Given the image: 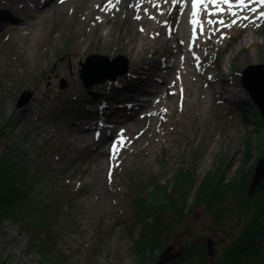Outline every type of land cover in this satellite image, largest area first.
<instances>
[{
  "label": "rangeland",
  "instance_id": "obj_1",
  "mask_svg": "<svg viewBox=\"0 0 264 264\" xmlns=\"http://www.w3.org/2000/svg\"><path fill=\"white\" fill-rule=\"evenodd\" d=\"M86 1L76 0V4ZM119 4L124 5V0ZM131 11L133 0L119 17H114L115 40L138 23L130 17ZM46 14L45 27L37 47L32 49L35 62L24 59L20 40L26 34L0 27V170L9 163L16 166V187L21 192L15 198L14 210L20 209L17 216L25 218L24 223L13 219L18 223V240L0 237V253L5 257L0 264L6 259L7 264H158L170 246L175 251L192 249L193 263H200L203 257L209 264L228 263L237 237L257 221L260 204L256 199H260L264 187L263 182L249 196L255 167L264 158V123L242 83L248 67L264 65V17L253 23L260 33L245 51L255 53L257 59L240 58L244 52H239L231 64L230 80L245 92L241 101L215 102L210 109V103H197L196 93H192L177 108H163L160 116L139 114L118 124L114 129L117 137L107 140L103 153L98 151L93 156L85 152V141L77 139L86 129L78 133L60 120L80 121L82 127L91 130L98 127L76 96L79 91H87L86 87L102 88L132 74L137 65L134 53L128 54L125 49L116 55H101L103 41L99 39L105 33L101 30L93 38L91 54L81 65L77 63L79 69L73 79H55L49 91L43 78L64 57L84 48L78 33L84 25L78 12L77 18H72V4L64 7L61 0ZM178 18H164L167 22L161 39ZM249 22L245 20L242 25ZM237 31V25L231 24L210 42L207 53L214 63L224 66V52L240 34ZM18 35L19 42L11 44ZM92 55L109 59L112 64L108 73L99 75L101 68L96 69L107 63L91 60ZM151 56L152 50L147 53ZM119 57L124 58L117 60ZM62 64L71 66L68 60ZM35 79L40 85L33 93L29 86ZM177 97L184 98L169 95L167 102L172 104ZM30 109L35 111L34 116L26 113ZM36 115L54 130H63L57 131L56 137L41 139L37 124L42 127L43 122L35 121ZM86 134L89 140L96 136L93 132ZM123 140L126 149L119 151L117 143ZM98 145L93 142L91 147ZM102 165L105 171L99 177ZM93 178L97 180L95 186L91 184ZM214 189L218 191L216 198H204L205 193L214 194ZM35 224L44 230L36 232ZM114 227L117 229L111 231ZM2 239L7 241L6 250ZM210 241L212 256L205 247ZM263 256L264 251L259 260ZM252 260L250 256L246 264Z\"/></svg>",
  "mask_w": 264,
  "mask_h": 264
},
{
  "label": "bare ground",
  "instance_id": "obj_2",
  "mask_svg": "<svg viewBox=\"0 0 264 264\" xmlns=\"http://www.w3.org/2000/svg\"><path fill=\"white\" fill-rule=\"evenodd\" d=\"M57 1L0 0V27H12L26 34L20 40L26 61H36L32 49L37 47L39 35L45 27L44 22L48 19L46 11L55 7ZM129 1L124 0V5H120L119 0H88L82 5H77L76 0H63L64 7L72 4L74 14L72 18H77L75 17L77 12L82 17L84 29L78 33L83 40L84 48H78L72 56L64 57V60L70 61V68L62 64L64 60L60 61L56 69L48 71L43 78V81L48 83L49 91L53 89L55 79L72 80L73 74L79 69L77 63L81 65L86 56L91 54L93 38L98 37L101 30L105 31L99 39L100 43L103 41L101 55L109 56L110 53L116 55L125 49H128V54L134 53L133 60L138 67L135 66L132 74L102 88L91 89L84 86L87 91H79L76 96L98 127L91 130L82 127L80 121L69 120L67 123L60 120L63 124L66 123V127L78 129V133L86 129L77 139L80 142L85 141V152L92 153L93 156L98 151L103 153L107 144L105 142L117 137L114 129L118 124L127 123L139 114L152 113L156 117L160 116L164 112L163 108L165 110L167 107L177 108V105L185 103L186 97H191L192 93H196L194 100L197 103H210V109L215 102L241 101L245 92L231 82L230 77L233 73L231 64L239 52H244L240 58L248 56L250 60L257 59L255 53L246 54L245 51L255 44L260 33V30L253 27V23L264 17V0H243V3L241 0H229L228 3H224L223 0H217L216 3L204 0L195 7V0H133L130 17L136 18L138 23L128 28L117 41L114 39L117 28L114 17H119L122 10H126ZM76 7H79V11L75 10ZM23 15L28 19L23 20ZM127 16L125 15V22ZM164 18L178 20L176 25L168 27L164 33L166 38L161 39L162 28L167 22H163ZM245 20H249V24L242 25ZM231 24L237 25V33L240 34L228 45V50H225L226 59L221 63L224 66H221L214 63L207 52L211 48L210 42L224 33ZM19 37L20 35L13 38L11 44L19 42ZM161 47L163 48L160 52ZM151 50L152 56L147 57ZM39 85L40 80L35 79L31 81L29 90L35 93L39 90ZM169 95H182L184 98L178 100L177 97L169 104L167 102ZM34 112L33 109L26 110V113L32 116ZM36 116L35 121L43 122L42 127L37 124L41 129L39 133L41 139L56 137L57 131L63 130V128L54 130L41 115ZM90 132L96 136L89 140L88 134L85 133ZM93 142L94 144L98 142L99 145L91 147ZM125 143L124 140L117 143L119 151L126 149ZM215 152L217 150L212 154ZM104 171L105 166L102 165L99 177H102ZM92 180L91 184L95 186L94 182L97 180L94 178ZM111 192L114 193L113 190ZM115 229L117 228H111V231Z\"/></svg>",
  "mask_w": 264,
  "mask_h": 264
},
{
  "label": "trees",
  "instance_id": "obj_3",
  "mask_svg": "<svg viewBox=\"0 0 264 264\" xmlns=\"http://www.w3.org/2000/svg\"><path fill=\"white\" fill-rule=\"evenodd\" d=\"M15 172H17V168L11 163L4 170H0V220L4 217H11L16 221L24 223L25 218L17 216L20 209L14 210L16 208L15 198L20 190L16 187L17 179L14 176ZM23 190L22 194L24 196L27 195ZM261 190L260 199H256L260 204L258 216L255 218L257 221L253 222L237 237L232 247L230 258L228 259L229 262L226 264H246V260L250 256L253 258L251 264L254 262H256L255 264L262 263L259 259L264 251V187H261ZM217 192V189H214V194L208 193L207 195L205 193L203 196L204 198H210L211 201L213 197L216 198ZM34 226L36 232L44 230V227L39 228L41 226L40 224H35ZM203 249L201 248L200 250L203 251ZM193 260L194 253L190 249L189 252L187 251L186 254H183L178 260L170 264H209L207 257H203L200 263H193Z\"/></svg>",
  "mask_w": 264,
  "mask_h": 264
},
{
  "label": "water",
  "instance_id": "obj_4",
  "mask_svg": "<svg viewBox=\"0 0 264 264\" xmlns=\"http://www.w3.org/2000/svg\"><path fill=\"white\" fill-rule=\"evenodd\" d=\"M124 57H119L117 60H123ZM90 59H95L97 61H104L107 64L102 67H98L96 70L101 68V71H99V75H102L103 73H108L107 68L111 66L112 63L109 62V59L106 57H103L101 55H92ZM101 72V73H100ZM84 72H82V78L85 82H87L86 75L83 76ZM242 83L245 87V89L250 94L251 100L253 101V104L257 107L261 117L262 121L264 123V65H257V66H250L248 69H246L245 75L242 78ZM26 103H19V106H23ZM264 182V158L261 159L254 170V177L250 184L248 194L249 196H253L257 189L263 184ZM212 247V242L210 241L208 243V249ZM185 248H180L179 250L175 251L174 246L168 247L162 256L159 259L158 264H170L176 261L179 257H181L185 253ZM210 256L211 250H209Z\"/></svg>",
  "mask_w": 264,
  "mask_h": 264
},
{
  "label": "built area",
  "instance_id": "obj_5",
  "mask_svg": "<svg viewBox=\"0 0 264 264\" xmlns=\"http://www.w3.org/2000/svg\"><path fill=\"white\" fill-rule=\"evenodd\" d=\"M16 224L18 223H16V221H14L10 217L2 218L0 220V237L6 238L9 240H18L20 237L18 235V229H17ZM1 241L3 242V247H4V245L7 244V241L4 239H2ZM4 249L6 250L5 247ZM2 256L3 255L0 253V259L4 260L5 257H2ZM20 257H23V254H21ZM7 258H10V256L8 255ZM4 264H7V259L5 260ZM262 264H264V256H263Z\"/></svg>",
  "mask_w": 264,
  "mask_h": 264
},
{
  "label": "snow or ice",
  "instance_id": "obj_6",
  "mask_svg": "<svg viewBox=\"0 0 264 264\" xmlns=\"http://www.w3.org/2000/svg\"><path fill=\"white\" fill-rule=\"evenodd\" d=\"M61 2H63V0H61ZM204 2V0H195V3H194V7L197 6V5H200ZM213 3H216L217 0H212ZM224 3H228L229 0H223ZM241 3H243V0H241ZM195 15V14H194Z\"/></svg>",
  "mask_w": 264,
  "mask_h": 264
},
{
  "label": "flooded vegetation",
  "instance_id": "obj_7",
  "mask_svg": "<svg viewBox=\"0 0 264 264\" xmlns=\"http://www.w3.org/2000/svg\"><path fill=\"white\" fill-rule=\"evenodd\" d=\"M203 247H204V246H203ZM205 247H206L207 252H208L209 250H211V248L208 249V246H207V245H206ZM187 251H188V250H187ZM184 254H186V252H185ZM179 258H180V257H179ZM179 258H178V259H179ZM178 259H177V260H178Z\"/></svg>",
  "mask_w": 264,
  "mask_h": 264
}]
</instances>
